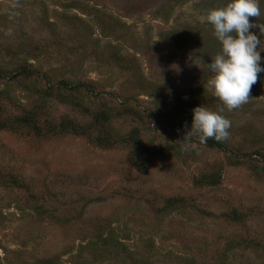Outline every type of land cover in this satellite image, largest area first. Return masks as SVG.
Here are the masks:
<instances>
[{
	"label": "rangeland",
	"instance_id": "obj_1",
	"mask_svg": "<svg viewBox=\"0 0 264 264\" xmlns=\"http://www.w3.org/2000/svg\"><path fill=\"white\" fill-rule=\"evenodd\" d=\"M226 2L0 0V66L27 61L52 82L82 72L103 94L100 102L84 97L92 113L102 104L118 108L126 98L147 111L161 105L159 125L143 132V141L169 145L174 130H190L195 107H223L206 86L207 63L220 44L204 17ZM260 6L264 12V2ZM249 20L264 22V15ZM49 85L40 79V88ZM0 104L3 117L12 119L33 105V97L20 82L2 79ZM49 115L54 122L90 123L55 101ZM222 115L231 121L228 146L259 152L264 73L248 102ZM113 126L125 135L135 125ZM164 128L171 129L167 139L155 133ZM128 157L125 149L102 150L80 137L0 132V177L21 185L0 181V264H264L263 172L223 164L221 184L201 189L194 179L219 166L221 152L196 143L192 161L165 157L146 175L133 170ZM170 197L184 199L187 209L156 217ZM233 211L240 221L229 218ZM99 236L118 250L101 256L94 245Z\"/></svg>",
	"mask_w": 264,
	"mask_h": 264
},
{
	"label": "trees",
	"instance_id": "obj_2",
	"mask_svg": "<svg viewBox=\"0 0 264 264\" xmlns=\"http://www.w3.org/2000/svg\"><path fill=\"white\" fill-rule=\"evenodd\" d=\"M94 12L98 13L96 10ZM85 13L87 15L88 13L95 15V13L89 12L86 9ZM89 34L91 35V31ZM90 35L88 36L90 37ZM107 46L109 47V45ZM16 63L7 64V68L0 66V80L10 79L15 84L20 82L24 90L33 97V105H30L28 109L24 110L20 116L7 119L3 117L4 108L0 104V132H11L14 134L25 133L39 139L74 136L84 138L91 145L102 150L125 149L128 151V163L130 167L137 173L143 175L149 173L152 163L165 157H176L183 162L192 161L193 145L200 143L206 149L216 150L224 155V161L219 166L212 167L208 173H204L194 179V186L201 189L216 188L221 184V167H223V164L234 168L246 167L252 170L254 174L260 171L264 173V166L258 167L256 163V156H260L264 163V145L259 147V152L256 150L252 154H246L238 149H231L228 146V139L217 142L215 139L209 138L206 143H201L195 136L189 140L186 136L187 133L182 134L176 130L172 132L174 139H170L169 145H145L143 132H146L145 134L148 135L151 128L153 131L159 125L158 117L161 105H157L152 110L147 111L139 106H133V98H126L122 101L118 100L120 103L118 108L108 107L102 104L101 110L92 113L85 105L84 97H89L100 102L103 94L96 92L97 84L83 79L84 74L82 72L73 74L71 78L52 82L47 75L43 74L34 65L27 63V61ZM40 79L51 85L47 88H40ZM3 95L8 104H12L9 93L4 91ZM111 97L118 99L114 95H111ZM53 101L75 110L83 117H89L90 123H81L68 117L54 122L49 115ZM126 120L134 123L135 126L132 130L125 135L116 133L113 124ZM158 130L163 131L154 132L163 135V138L167 139V132L171 129L164 128ZM251 157H253V161H251ZM0 181L5 186L18 187L20 185L15 177H11L9 181H6L5 177L1 176ZM184 202V199L178 197L167 198L164 201L163 207L156 212L155 216L157 217L159 215L164 217L180 209H187L186 203ZM229 218L234 222L240 221L236 211H233ZM100 236V239L94 245L101 256L111 255L118 250L116 247L108 249V244L113 246L111 244L112 241H104ZM114 242L118 246L115 239Z\"/></svg>",
	"mask_w": 264,
	"mask_h": 264
},
{
	"label": "clouds",
	"instance_id": "obj_3",
	"mask_svg": "<svg viewBox=\"0 0 264 264\" xmlns=\"http://www.w3.org/2000/svg\"><path fill=\"white\" fill-rule=\"evenodd\" d=\"M264 0H227L218 8L208 10L204 17L220 44V51L211 58L207 67L210 77L208 89L223 107L213 110L200 105L192 110L191 128L186 136H195L201 143L209 138L217 142L229 137L231 121L222 113L246 104L258 74L264 73V22H250L249 18L264 15ZM258 34L255 31L257 30Z\"/></svg>",
	"mask_w": 264,
	"mask_h": 264
}]
</instances>
